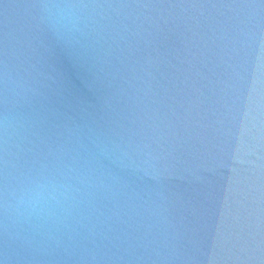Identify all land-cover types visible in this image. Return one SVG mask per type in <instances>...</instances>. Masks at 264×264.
<instances>
[{
    "label": "water",
    "instance_id": "obj_1",
    "mask_svg": "<svg viewBox=\"0 0 264 264\" xmlns=\"http://www.w3.org/2000/svg\"><path fill=\"white\" fill-rule=\"evenodd\" d=\"M0 264H264V0H0Z\"/></svg>",
    "mask_w": 264,
    "mask_h": 264
},
{
    "label": "clouds",
    "instance_id": "obj_2",
    "mask_svg": "<svg viewBox=\"0 0 264 264\" xmlns=\"http://www.w3.org/2000/svg\"><path fill=\"white\" fill-rule=\"evenodd\" d=\"M68 197V190L50 181L36 182L19 193L18 203L22 212L45 215L53 211Z\"/></svg>",
    "mask_w": 264,
    "mask_h": 264
}]
</instances>
